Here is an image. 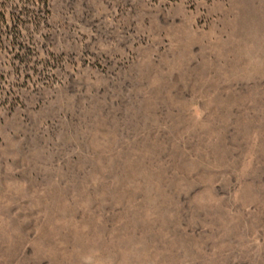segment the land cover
Returning <instances> with one entry per match:
<instances>
[{"label": "rangeland", "instance_id": "374dc122", "mask_svg": "<svg viewBox=\"0 0 264 264\" xmlns=\"http://www.w3.org/2000/svg\"><path fill=\"white\" fill-rule=\"evenodd\" d=\"M8 7L0 264H264V0Z\"/></svg>", "mask_w": 264, "mask_h": 264}, {"label": "trees", "instance_id": "16d2710c", "mask_svg": "<svg viewBox=\"0 0 264 264\" xmlns=\"http://www.w3.org/2000/svg\"><path fill=\"white\" fill-rule=\"evenodd\" d=\"M24 1L25 3L32 5V6L37 5V4L46 6L48 4V0H24ZM8 5H9V0H0V25L2 27L4 26V23H5V22L3 23V20H6L7 18L6 10L7 8H9Z\"/></svg>", "mask_w": 264, "mask_h": 264}]
</instances>
